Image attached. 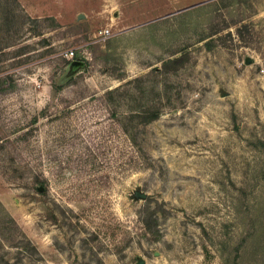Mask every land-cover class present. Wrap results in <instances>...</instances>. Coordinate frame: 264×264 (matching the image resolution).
Segmentation results:
<instances>
[{
    "label": "rangeland",
    "instance_id": "374dc122",
    "mask_svg": "<svg viewBox=\"0 0 264 264\" xmlns=\"http://www.w3.org/2000/svg\"><path fill=\"white\" fill-rule=\"evenodd\" d=\"M11 87L0 264H264V0H0Z\"/></svg>",
    "mask_w": 264,
    "mask_h": 264
},
{
    "label": "water",
    "instance_id": "95a60500",
    "mask_svg": "<svg viewBox=\"0 0 264 264\" xmlns=\"http://www.w3.org/2000/svg\"><path fill=\"white\" fill-rule=\"evenodd\" d=\"M83 16L80 15L79 16V19H82ZM253 62V59H247L246 60V63L247 64H251ZM87 68V64L85 61L83 60H72L70 61V63L67 65L66 69H65V72L64 74L60 77L59 79V84H65L69 81H71L74 77H76L78 74H80L81 72L85 71ZM147 196V194L143 193V192H139L137 191L135 194H134V197L138 198V197H141L143 199H145ZM145 261L144 260H141L139 262V264H144Z\"/></svg>",
    "mask_w": 264,
    "mask_h": 264
},
{
    "label": "trees",
    "instance_id": "16d2710c",
    "mask_svg": "<svg viewBox=\"0 0 264 264\" xmlns=\"http://www.w3.org/2000/svg\"><path fill=\"white\" fill-rule=\"evenodd\" d=\"M249 25L248 24H246V23H242L241 25H240V27L238 28V34H244V33H246V34H249L250 33V29H249ZM212 43H206V46L209 48V49H212ZM80 52L81 51H78V52H76V54H75V57H74V59H78V60H85L84 58H81L80 57ZM86 61V60H85ZM69 60H66L65 61V65L66 64H69ZM87 62V61H86ZM71 82V81H70ZM11 89H13L12 87L11 88H8V89H2V88H0V91H5V92H8V91H10ZM55 90L56 91H61L62 90V87H55ZM157 117H158V112H154V113H152V116L150 117V118H148L147 119V121H152V120H155V119H157ZM146 121V122H147ZM145 223V222H144ZM147 224V222L145 223V225ZM203 231L204 232H206V230L205 229H203Z\"/></svg>",
    "mask_w": 264,
    "mask_h": 264
},
{
    "label": "built area",
    "instance_id": "2783aa9c",
    "mask_svg": "<svg viewBox=\"0 0 264 264\" xmlns=\"http://www.w3.org/2000/svg\"><path fill=\"white\" fill-rule=\"evenodd\" d=\"M110 31L104 30L100 33L102 37L109 36ZM62 56L68 60H73L75 56V51L74 50H66L62 53Z\"/></svg>",
    "mask_w": 264,
    "mask_h": 264
}]
</instances>
